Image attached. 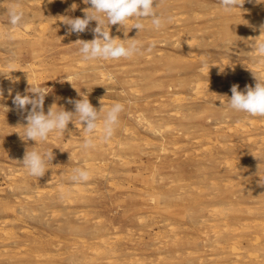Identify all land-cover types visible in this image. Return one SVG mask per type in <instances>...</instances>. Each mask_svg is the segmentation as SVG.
<instances>
[{"label":"rangeland","instance_id":"1","mask_svg":"<svg viewBox=\"0 0 264 264\" xmlns=\"http://www.w3.org/2000/svg\"><path fill=\"white\" fill-rule=\"evenodd\" d=\"M13 3L24 12L18 28L6 12ZM153 6L172 18L159 30L151 18L140 31L134 20L109 25L113 38L141 42L143 55L84 61L76 41L92 40L97 22L79 35L63 22L84 17L91 7L84 0H0V222L16 231L10 239L0 231V263L264 264V117L228 103L232 85L243 92L255 76L264 82L253 47L264 41V0L231 12L220 0ZM31 86L48 92L45 114L74 112L68 100L87 95L102 108L100 125L123 103L114 135L104 141L98 127L95 147L85 151L88 134L74 118L64 134L24 140L27 112L13 99L33 95ZM32 149L53 152L43 177L22 163ZM77 167L90 172L87 182L69 179ZM60 185L72 199L61 197ZM104 240L117 250L95 255Z\"/></svg>","mask_w":264,"mask_h":264},{"label":"clouds","instance_id":"2","mask_svg":"<svg viewBox=\"0 0 264 264\" xmlns=\"http://www.w3.org/2000/svg\"><path fill=\"white\" fill-rule=\"evenodd\" d=\"M245 0H220L225 12H231L232 9L242 7ZM251 2V0H249ZM85 4L91 7L85 9L83 18H67L63 21L68 25V34L77 35L88 30L89 23L96 21V27L92 29L94 38L90 41L77 40L81 47L79 52L84 61L119 60L120 58L130 59L137 55H143V45L135 39H117L110 35L109 25H124L126 21L134 20L132 28L143 30L145 25L140 22L142 19L151 18V23L155 29H161L166 23L171 22V17H163L155 11L154 0H84ZM9 23L14 27H21L24 22V12L19 3H13L7 8ZM102 14V16H101ZM264 32V25L260 26ZM138 31V32H139ZM13 36L9 33V39ZM151 45L147 51H151ZM253 47L261 57L260 62L264 63V41H256ZM255 76V75H254ZM257 83L255 87L246 86L245 90L239 91L238 85H232L229 107L238 112H244L250 116L264 117V82L255 76ZM30 92L33 94L21 95L17 93L13 99V104L21 111H26L25 117L27 124L25 126L24 140L46 141L49 134L58 132L64 134L68 128L69 122L78 118L79 122L84 124V131L88 138L81 145L83 150L94 148L93 134L98 127L102 128L101 139L108 141L114 135L119 124L120 114L124 111V104L114 103L103 114V123L100 125L102 108L98 111L89 102L87 95H82L80 100H68V103L74 104L75 111H66L63 108L60 111H54L50 107L47 114L44 111V101L47 91L41 86H31ZM3 90L0 89V96ZM30 105L28 110L26 106ZM53 158L52 151L26 152L23 158V165L28 173L34 177H43L48 170L47 164ZM69 179L74 183L87 182L90 179V172L85 168H74Z\"/></svg>","mask_w":264,"mask_h":264},{"label":"bare ground","instance_id":"3","mask_svg":"<svg viewBox=\"0 0 264 264\" xmlns=\"http://www.w3.org/2000/svg\"><path fill=\"white\" fill-rule=\"evenodd\" d=\"M39 14V13H38ZM33 22V21H32ZM59 23V22H58ZM30 24V23H29ZM26 25V24H25ZM29 27H32V26H29L28 24L26 25V28L25 29H27V30H30L29 29ZM33 28V27H32ZM110 30V29H109ZM12 31V30H11ZM12 33V32H11ZM14 34V33H13ZM16 36V35H15ZM9 44V43H8ZM5 46V45H4ZM5 52V51H4ZM42 56V55H41ZM29 66V65H28ZM259 67V66H258ZM199 82V81H198ZM200 90V89H199ZM3 97V96H2ZM13 109V108H12ZM252 120V119H251ZM146 122V121H145ZM253 122V121H252ZM14 123V122H13ZM18 123V122H17ZM3 124V123H2ZM82 125H84V124H82ZM149 125V124H148ZM21 126V125H20ZM80 126V128L81 127H83V126H81V125H79ZM248 127V126H247ZM7 128V127H6ZM250 129V128H249ZM23 131V130H22ZM128 131V130H127ZM130 132V131H129ZM16 133V132H15ZM132 133V132H131ZM102 134V133H101ZM83 135V134H82ZM253 135V134H252ZM133 136V135H132ZM255 137V136H254ZM96 138V137H95ZM100 139V138H99ZM251 139V138H250ZM263 139V138H262ZM252 141V140H251ZM6 146V145H5ZM33 150V149H32ZM108 152V151H107ZM16 155H17V153H16ZM19 158V157H18ZM2 159V158H1ZM88 167V166H87ZM251 167V166H250ZM9 168V167H8ZM1 169V168H0ZM5 169V168H4ZM3 170V169H2ZM11 170V169H10ZM10 172V171H9ZM12 173V172H11ZM16 173V172H15ZM54 176V175H53ZM31 179V178H30ZM30 179H27V178H24V179H22V182L24 183V185L25 184H29V182L31 181ZM56 179V178H55ZM21 182V181H20ZM32 182V181H31ZM30 182V183H31ZM34 183H35V181H34ZM50 183V182H49ZM82 184V183H81ZM22 185V184H21ZM20 185V186H21ZM44 185V184H43ZM64 185V184H63ZM63 185H60L59 186V190H60V195H61V197L62 198H65V199H67V200H69V199H72L73 198V196H72V191L68 188V187H66V186H63ZM78 185V184H77ZM26 186V185H25ZM21 187H23V186H21ZM131 187V186H130ZM25 189H27L26 187H25ZM57 189V188H56ZM77 192H81V189L82 188H80V187H77V186H75V188H74ZM74 190V192H76ZM40 192V191H39ZM184 192V191H183ZM27 193V192H26ZM14 195V194H13ZM21 195V194H20ZM12 196V195H11ZM22 196V195H21ZM254 198V197H253ZM27 199V198H26ZM262 199V198H261ZM28 200V199H27ZM42 204V203H41ZM67 204V203H66ZM71 204V203H70ZM23 205V204H22ZM44 205H45V203H44ZM72 205V204H71ZM19 206H21V205H19ZM13 207H15V206H13ZM264 207V206H263ZM38 208V207H37ZM261 209V208H260ZM27 210V209H26ZM41 211H44V210H42V209H40ZM215 210V209H214ZM26 212H28V211H26ZM55 212V211H54ZM31 213V212H30ZM34 213V212H33ZM56 213V212H55ZM5 214V213H4ZM82 214V213H81ZM84 214V213H83ZM36 215V214H35ZM42 215V214H41ZM5 216V215H4ZM35 217V216H34ZM74 217V216H73ZM45 218V217H44ZM53 218V217H52ZM72 218V217H71ZM65 219V218H64ZM7 220V219H6ZM49 220H50V218H49ZM143 220V219H142ZM10 221V220H9ZM262 222V221H261ZM1 223H3V222H0V224ZM7 223V221H5V223H3V224H1L0 225V231L3 233V235H5L6 236V239L7 238H9L10 239V235L11 236H13V234L16 232H13V231H11V230H8V229H6L7 227H5L4 225ZM56 224V223H55ZM62 224H63V222H62ZM8 225H10V223L8 224ZM12 225H13V223H12ZM58 225V224H57ZM60 225V224H59ZM28 226V225H27ZM11 227V226H10ZM72 227V226H71ZM9 228V227H8ZM13 228V227H12ZM10 229V228H9ZM226 229V228H225ZM24 230H26V229H24ZM5 231V232H4ZM27 231V230H26ZM29 231V230H28ZM103 231V230H102ZM227 231V230H226ZM30 233V232H29ZM252 233V232H251ZM16 234V233H15ZM18 234L19 233H17V236H18ZM31 234V233H30ZM0 235H1V233H0ZM32 235H34L33 233H32ZM118 235V234H117ZM248 235V234H247ZM251 235V234H250ZM17 236H16V239H17ZM20 236V235H19ZM119 236V235H118ZM1 237V236H0ZM36 237V236H35ZM239 237V236H238ZM3 238V237H2ZM2 238H1V241H2ZM38 238V237H37ZM5 239V238H4ZM14 239V238H13ZM29 239V238H28ZM31 239H33V238H31ZM104 239V238H103ZM235 239V238H234ZM34 240V239H33ZM35 240H37V239H35ZM39 240V239H38ZM0 241V242H1ZM5 241V240H4ZM39 241H41V240H39ZM233 241V240H232ZM12 242H14V241H12ZM17 242H19V241H17ZM25 242H26V240H25ZM27 242H28V240H27ZM36 242H38V241H36ZM110 241H106V240H104L103 241V245H105L104 246V248H103V246H98V247H96L95 248V255H97V254H100V253H102V252H104V251H116L117 250V248H115V247H113V245L112 246H108L107 244L109 243ZM42 244V243H41ZM217 244V243H216ZM26 245V244H25ZM86 245V244H85ZM220 245V244H219ZM36 246H37V243H36ZM218 246V245H217ZM28 247V246H27ZM89 247H91L90 245L88 246V248ZM45 248V247H44ZM34 249V248H33ZM29 250V249H28ZM66 250V249H65ZM234 250V249H233ZM236 251H237V249H236ZM41 252V251H40ZM46 252V251H45ZM235 252V251H234ZM59 255V254H58ZM250 256V255H249ZM237 257V256H236ZM14 257L12 256L11 257V259H13ZM9 259V258H8ZM19 260H20V258H18ZM255 259V258H254ZM14 260V259H13ZM22 260H24V259H22ZM202 260V259H201ZM200 260V261H201ZM246 260V259H245ZM6 261V260H5ZM9 261V260H8ZM7 261V262H8ZM10 261H12V260H10ZM13 262V261H12ZM4 263V262H3ZM25 263V262H24ZM23 263V264H24ZM29 263V262H28ZM258 263V262H257ZM0 264H2V263H0ZM8 264H9V262H8ZM10 264H13V263H10ZM17 264H19V263H17ZM25 264H27V262L25 263ZM45 264V263H44ZM86 264H96V262H95V260L93 259V258H90V261H89V263H86Z\"/></svg>","mask_w":264,"mask_h":264}]
</instances>
